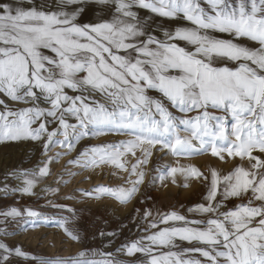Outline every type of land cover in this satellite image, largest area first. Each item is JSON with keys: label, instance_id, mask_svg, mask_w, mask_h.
Returning a JSON list of instances; mask_svg holds the SVG:
<instances>
[{"label": "snow or ice", "instance_id": "snow-or-ice-1", "mask_svg": "<svg viewBox=\"0 0 264 264\" xmlns=\"http://www.w3.org/2000/svg\"><path fill=\"white\" fill-rule=\"evenodd\" d=\"M138 10L151 15L142 17ZM89 12L103 15L98 22L80 23ZM0 95V143L34 142L47 156L55 147L71 152L86 136L132 137L91 146L69 161L130 171L126 183L131 187L99 186L97 199L131 201L144 183L140 166L148 164L157 145L165 155L210 153L223 160L227 154L247 160V167L240 164L225 175L216 169L206 175L194 165L169 166L160 181L171 175L176 183L180 172L184 187L192 179L206 184L204 202L187 209L201 218L145 208L136 223L141 235L85 264H264V0L0 2ZM137 149L142 156L129 170L121 158ZM68 152L48 157L37 171L9 174L22 186L5 183L0 191L35 195L40 179L50 175L49 165ZM244 197L246 204L221 210L224 201ZM52 206L75 213L67 205ZM25 216L41 214L15 207L0 213L2 234L9 235L7 225ZM25 223L39 226L35 220ZM69 223L64 218L59 226L79 241L78 233L65 227ZM14 257L36 259L0 242V264H13ZM56 264H71V259Z\"/></svg>", "mask_w": 264, "mask_h": 264}, {"label": "rangeland", "instance_id": "rangeland-1", "mask_svg": "<svg viewBox=\"0 0 264 264\" xmlns=\"http://www.w3.org/2000/svg\"><path fill=\"white\" fill-rule=\"evenodd\" d=\"M68 94L75 95L76 93L68 90ZM94 95L97 99H103L98 94ZM0 98L4 97L0 95ZM216 114L219 115V113ZM232 123L234 121L229 118V127ZM181 135H187V133L182 132ZM131 138L129 135L115 132L86 136L75 145L71 152L55 147L47 156L34 142L0 143V189L4 187L5 183L11 188L22 186L21 180L14 179L9 174L15 172L19 175L24 170L37 171L38 166H42V161L48 157L55 156L59 152H68L49 165L50 175L40 179L34 189L35 195H21L19 192L5 195L3 191H0V213L15 207L22 212L32 209L41 214L37 218L25 216L18 222L8 224L7 231L10 234L6 236L2 234L5 225L3 217H0V242L9 247L19 246L29 254V257H36L35 260L14 257L13 264H40L41 260H47L49 264H56L60 259L65 261L71 259V264L100 261L105 258L103 253L115 252L121 244L136 239L142 234L136 231V223L139 222L140 215L145 208L154 211L159 209L163 212L178 211L189 218H201L192 217L187 209L196 203L204 202L207 192L206 184L192 179L189 181V186L184 187V175L180 172L175 174L176 183H172L171 175L160 181L158 177L163 175L169 166L186 168L194 165L206 175H210L211 169H216L221 175H225L240 164L248 166L247 160L241 161L239 157L233 159L227 154H224L223 160L213 157L210 153L191 157L165 155L164 152L159 151V145H157L155 149H152L153 154L148 164L140 166V170L145 172L144 183L131 201L122 204L111 196H101L97 199L95 189L99 186L131 187L126 183L130 171H123L113 164L82 167L70 164L69 161L76 159L84 149L91 146L117 144ZM141 156L142 150L137 149L134 156L127 154L121 158V162L125 163L130 170ZM84 161L85 158L81 157V164ZM6 175H8L7 180H5ZM136 178V176L131 177L132 180ZM154 178H156L155 183H153ZM57 188L59 191L54 192L53 189ZM88 192L93 195H85ZM217 199L222 198L218 196ZM247 199V197L230 198L224 201V208L221 210H234L238 205L246 204ZM52 204L70 206L75 209V213L53 207ZM137 209L140 212H137ZM64 218H68L70 221L65 227L75 230L80 237L79 241L71 239L64 228L59 226ZM33 220L39 224L38 227H33L31 223H25V221ZM101 232H115L117 235L115 237L101 236ZM178 243L181 244V247H190L186 242Z\"/></svg>", "mask_w": 264, "mask_h": 264}, {"label": "crops", "instance_id": "crops-1", "mask_svg": "<svg viewBox=\"0 0 264 264\" xmlns=\"http://www.w3.org/2000/svg\"><path fill=\"white\" fill-rule=\"evenodd\" d=\"M0 2H10V3L15 4L17 2V0H0ZM41 2H42V0H36V3L37 4H39ZM49 3L54 6L55 5V0H49ZM138 11L140 12V15L142 17L151 15L147 10H138ZM100 15H103V14L102 13L101 14H97V13L89 12L87 15H84V16L80 17L79 18V22L80 23H90V22H93V21L98 22L99 21V18H100ZM159 20H160V18H155V22H159ZM167 23L168 22L165 21V24H167ZM184 23H187V22H184ZM216 35L219 38H221V39H231V37H229L227 34L217 33ZM237 42L244 43V44H249V45L252 44V42H249V41H246V40H240V41H237ZM181 44L183 46V42H181ZM229 66L234 67L235 65L232 64L231 62H229ZM149 95H151L153 97H158L159 96V93H157L155 91H150L149 92ZM255 203L258 204L259 202H255Z\"/></svg>", "mask_w": 264, "mask_h": 264}]
</instances>
